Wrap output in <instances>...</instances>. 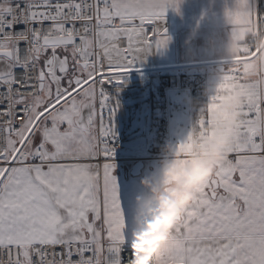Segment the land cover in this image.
I'll use <instances>...</instances> for the list:
<instances>
[{
  "label": "snow or ice",
  "instance_id": "6c2138e0",
  "mask_svg": "<svg viewBox=\"0 0 264 264\" xmlns=\"http://www.w3.org/2000/svg\"><path fill=\"white\" fill-rule=\"evenodd\" d=\"M178 3L0 0V264H264L258 0H236L225 13L233 40L245 28L252 39L220 59L200 120L215 123L212 109L230 91L244 97L226 156L152 251L134 247L139 212L122 202L113 175L118 105L107 88L167 44L165 13Z\"/></svg>",
  "mask_w": 264,
  "mask_h": 264
},
{
  "label": "clouds",
  "instance_id": "9594fccd",
  "mask_svg": "<svg viewBox=\"0 0 264 264\" xmlns=\"http://www.w3.org/2000/svg\"><path fill=\"white\" fill-rule=\"evenodd\" d=\"M249 31L245 28L235 40L229 38L224 50L228 58L247 45ZM221 78L216 69L212 70L202 87V99L189 97L186 100L189 109L193 110L186 134L177 143L166 142L162 145L158 168L140 179L146 193L136 198L137 205L143 208V218L133 232V241L137 243V237L141 234H146L144 240L151 241L141 245L146 250L140 253L141 256L147 255L160 242L159 238L191 201L196 187L227 154L230 132L242 118L244 97L233 91L231 99L213 109L212 116L216 122L206 123L203 128L200 124L201 117L205 120L208 118L210 100ZM141 264L146 262L142 261Z\"/></svg>",
  "mask_w": 264,
  "mask_h": 264
},
{
  "label": "crops",
  "instance_id": "0c3cea01",
  "mask_svg": "<svg viewBox=\"0 0 264 264\" xmlns=\"http://www.w3.org/2000/svg\"><path fill=\"white\" fill-rule=\"evenodd\" d=\"M235 2L236 0H179L176 11H174L172 8H169L165 13L163 27L168 30L167 44L163 48L153 49L152 51H150L151 53L149 54V58L145 59V61H148L147 64L136 65V66L153 67L155 65L156 66H169L174 64L184 65V64H192V63H203L209 61L217 62V60H220L221 58L229 59L224 53H216V54L213 52L205 53L204 49L206 44L211 45L214 42L227 45L228 40L230 38V33L232 31V27L228 23L225 13L226 11H230L234 8ZM258 11L264 13V0H258ZM170 32L174 34L173 37L175 36L174 39H176L175 48L172 39L173 37L169 38ZM249 37L251 36L249 35L248 38ZM245 47H247V45H244L242 49ZM199 67H211L213 70L215 69V67L211 65H201L194 67H177L171 69H163L156 72H151V74H155V76L158 77L157 78L158 80L164 77L180 76V75L193 77V75L198 76V74L190 75L188 71L192 69H197ZM203 76L206 81L207 80L206 76L204 74ZM232 92L233 91H230L226 95V98L223 101H219V103H217L218 106L216 108L220 107V105L223 102L231 99ZM130 96H134V95L132 94ZM155 97H156V92L154 95H151L150 101L156 104ZM128 98L129 97H124L126 101L128 100ZM188 98H189V94L186 92H172L169 95L170 116L167 121L169 143L179 142L184 137V135L188 130L190 119L193 115L192 112L193 110H190L188 105L186 104V100ZM182 100L185 102L186 105L182 104ZM114 103L118 105L119 110L121 109V107L125 108L126 106L128 107L129 112L131 111V109H133V107L130 106L131 101L121 103V102H116L114 100ZM211 103L212 101L210 100V104ZM124 104H126V106H124ZM176 106H179V109H176ZM184 110L187 113V117H188L186 118V120H181V119L178 121L172 120V116L175 113L184 112ZM97 113L99 114L98 107H97ZM125 126H126L125 124H122L121 126L122 131L120 133L118 131L114 133L118 136L122 135L124 137L123 143L129 141L128 139L130 138L132 139V136L127 137L126 135H124V130L126 129ZM155 137L156 136H154L152 130L151 138H153V141L155 140L157 144L153 142L152 150L145 151V153L142 156H144L145 154L152 155L159 151L158 150L159 141L158 138ZM142 163H143V168L140 174L135 177L130 176V172L134 165H126V166L124 165L123 167H125L127 171L125 174L119 173V169L121 165H115L113 169V175L117 180L118 191L122 198V202L125 204V206H128L133 202V204L138 209L139 212L138 223L142 221L143 208L142 206L137 205L136 198L138 196L143 197L146 193V190L143 189L140 185V179L142 177L148 176L159 166V162H155V163L142 162ZM144 235L146 234H141L140 236H138L137 241L151 243V241L143 239Z\"/></svg>",
  "mask_w": 264,
  "mask_h": 264
},
{
  "label": "rangeland",
  "instance_id": "374dc122",
  "mask_svg": "<svg viewBox=\"0 0 264 264\" xmlns=\"http://www.w3.org/2000/svg\"><path fill=\"white\" fill-rule=\"evenodd\" d=\"M181 26V25H180ZM173 33L170 32L169 38L173 37ZM173 39L174 48L176 47V39ZM251 38V37H249ZM226 45L220 44L218 42H214L213 44H206L205 45V53L213 52V53H224ZM149 52L143 59L142 62L136 65H143L147 64L148 61L145 59L149 58ZM213 69L211 67H199L197 69H192L188 71L190 75L198 74V75H205L206 79L210 76V73ZM197 76V75H193ZM152 78L158 80L155 74H145L142 77L140 74L134 75H123L122 76V83L118 88L119 91L114 90L115 92H120L128 88H132L135 86H139V88L133 92L134 98L131 100L130 106L137 110L136 116L133 121L129 120V110L126 106L125 108L121 107L117 108L115 116L112 120V130L113 133L118 131L119 133L122 131V124H125L126 129L124 130V135L127 137L132 136V139H128L129 141L123 143V148L119 153H115V156H130V157H139L142 156L145 151L152 150L153 142L157 144V142L152 137V126L154 123V114L156 104L151 100V95H154L156 92V87L152 83ZM109 86V85H108ZM123 89V90H122ZM117 102V101H116ZM182 104L186 105L185 102L182 100ZM126 105V104H125ZM124 105V106H125ZM131 109V108H130ZM187 113L179 112L175 113L172 116L173 121L178 120H186Z\"/></svg>",
  "mask_w": 264,
  "mask_h": 264
},
{
  "label": "built area",
  "instance_id": "2783aa9c",
  "mask_svg": "<svg viewBox=\"0 0 264 264\" xmlns=\"http://www.w3.org/2000/svg\"><path fill=\"white\" fill-rule=\"evenodd\" d=\"M252 38H248L251 41ZM222 76V75H221ZM205 78L203 75L198 76H171L164 77L155 82L156 89V108L154 114V123L152 126L153 134L158 138L159 141V151L155 154H145L140 157H130V156H115V153H119L122 150L123 146V136H118L114 134L110 138L109 146L113 148V154L111 162L114 165H121L119 173L125 174L126 168L124 165H135L137 162H149L155 163L160 161V149L162 145L168 142V131H167V121L170 116V103L169 95L172 92H186L189 94V97L196 99H202V87L204 85ZM176 109H179V106H176ZM193 112V111H192ZM136 113V109L133 108L130 111V120H133ZM103 158L99 160V163H103ZM146 244L143 241H137L134 247L139 246L142 251H146L141 247V245ZM87 255V254H86ZM146 256V255H145Z\"/></svg>",
  "mask_w": 264,
  "mask_h": 264
},
{
  "label": "water",
  "instance_id": "95a60500",
  "mask_svg": "<svg viewBox=\"0 0 264 264\" xmlns=\"http://www.w3.org/2000/svg\"><path fill=\"white\" fill-rule=\"evenodd\" d=\"M166 35H168V30L166 29ZM220 60H217L216 61H209V62H203V63H192V64H182V65H179V64H174V65H169V66H153V67H137L136 65L131 69L129 70L127 73H125L124 75H134V74H140L142 77H144L145 74H151V72H156V71H159V70H163V69H171V68H177V67H194V66H201V65H211V66H214L216 71L217 70V67H218V63H219ZM219 73H221L220 71H218ZM152 83L154 84L156 82V80L154 78H152ZM121 84V83H120ZM119 85H109L107 90L109 92V94L111 96H114V100L117 101V102H128V101H131L133 99L134 96H130L133 94V92H135L139 86H135V87H132V88H128V89H125L123 91H120V92H115V88L116 87H119ZM120 89V88H119ZM129 94V95H128ZM124 97H129L128 100L126 101L124 99ZM143 168V163L141 162H137L131 172H130V176L132 177H135V176H138L141 172Z\"/></svg>",
  "mask_w": 264,
  "mask_h": 264
},
{
  "label": "flooded vegetation",
  "instance_id": "af4514ba",
  "mask_svg": "<svg viewBox=\"0 0 264 264\" xmlns=\"http://www.w3.org/2000/svg\"><path fill=\"white\" fill-rule=\"evenodd\" d=\"M121 103H123L122 101H121ZM125 105V104H124ZM126 106V105H125Z\"/></svg>",
  "mask_w": 264,
  "mask_h": 264
}]
</instances>
